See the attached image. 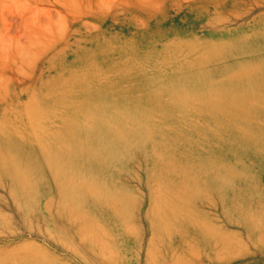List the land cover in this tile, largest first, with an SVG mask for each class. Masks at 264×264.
I'll list each match as a JSON object with an SVG mask.
<instances>
[{
    "label": "rangeland",
    "instance_id": "374dc122",
    "mask_svg": "<svg viewBox=\"0 0 264 264\" xmlns=\"http://www.w3.org/2000/svg\"><path fill=\"white\" fill-rule=\"evenodd\" d=\"M230 42L232 45L226 46ZM212 52L217 57L211 56ZM263 66L264 0H0V153L8 161L17 159L20 172L39 185L37 197L25 198L20 193L15 201L9 179L2 175L0 264H160L145 258L147 232L132 207L143 198L147 200L145 174L152 178L150 186L163 193L164 178L159 179V168L149 164L144 174L147 165L142 164V158L148 155V148L145 153L131 145L124 154L122 144H118L114 156L102 150L100 155L109 163L101 169L63 158L64 169L59 175L66 184L60 181L59 185L47 167L46 157L64 154L62 141L79 147L94 143L91 138L73 139L68 122L77 120L83 126L86 122L95 123V114H85L78 106L79 100L85 95L93 96L101 82L116 83L118 71L148 77L157 88L179 80L181 91L176 98L188 100L189 105L200 93L207 96L217 92L229 79L253 86L252 79L263 78L257 77V73L263 74ZM195 72H203L205 80H215L214 84L208 89L201 87L204 91L197 90ZM157 88H130V92L138 94L134 96V105L149 109ZM249 93L253 94L252 90L248 89ZM161 96L160 103L167 105L171 113L176 112L177 105L163 102L172 97L170 91ZM159 109L155 106L152 112ZM25 110L34 114L28 121ZM125 121L129 118L118 117L114 125ZM163 121L160 134L149 124L146 138L168 136L166 130L171 123L168 117ZM38 126L50 133L47 139L52 147L45 154L34 146L31 130ZM14 129L22 132L21 139ZM227 139L230 137L225 131L198 159L214 154V163L224 165L228 172H252L254 187L248 190L264 202V163L252 160L264 149V142L249 139L248 145H238L244 139L238 136L237 142L227 145ZM15 141V146H11ZM107 142L109 147L113 144L110 138ZM168 154L164 152L163 157ZM187 162L184 172L190 170V160ZM204 168L191 178L198 187ZM78 181L89 185L100 182L106 198L133 203L124 207L122 216L115 220L110 209L90 204L85 207L75 200L71 192ZM46 200L50 201L47 208ZM146 207L147 204L143 205V209ZM76 213L85 220L72 221L71 214ZM200 213L211 216L214 210L204 209ZM92 223L99 224L103 232L92 237L75 234L79 227ZM127 223L137 231L123 238L116 231ZM241 230L235 235L239 242H232L213 257L202 255L201 249L194 247V252L178 254L173 260L167 258L162 264H264V240L248 238ZM226 231L234 233L235 227ZM138 252L142 254L137 258Z\"/></svg>",
    "mask_w": 264,
    "mask_h": 264
},
{
    "label": "bare ground",
    "instance_id": "6f19581e",
    "mask_svg": "<svg viewBox=\"0 0 264 264\" xmlns=\"http://www.w3.org/2000/svg\"><path fill=\"white\" fill-rule=\"evenodd\" d=\"M227 45L232 44L230 42ZM225 50L221 49L220 51ZM212 55L217 57L216 52H212ZM262 71L263 74L260 75L262 72L257 73V77L262 76L263 78L259 80L251 78L250 83L253 86L242 80L233 83L234 79H229L225 84H222V88L217 92L207 96L200 93L201 95L195 96V100H191L189 105H187L188 100L179 101L176 98L177 93L181 91L179 80L168 81L157 88L155 82L150 81L148 77L139 76L134 72L123 74L118 71L116 83L110 82L108 84L106 82L104 84L101 82L93 96L85 95L79 100L78 106L85 114L87 112L95 114V123L86 122L88 124L83 126L77 120L68 122L67 127L74 135L71 136L73 139L86 140L91 138L94 146L92 144L88 147H79L74 146L70 141L68 143L62 141L63 147L66 148L65 153L46 157L47 167L50 168L57 185L61 182L66 184L59 175L64 169V164L61 162L63 158L67 162L73 163L78 160L81 165L86 164L101 169L109 163L106 158L100 155L102 150H107L108 155L114 156L118 144H122L124 154L129 152L131 145L137 146L136 149L138 150L142 148L145 153L146 148H148V155L142 158L143 162L141 161L142 164L147 165L144 174L147 173L149 164L158 167L160 171L159 179L164 178L163 193L154 190V187L150 186L152 178L148 174H145L143 180L146 184L147 200L143 198L134 205L128 199L115 201L112 198H106L104 188L100 185V182L89 185V183L78 181L75 190L71 192V195L76 197L75 200L84 204L85 207L90 204V206L99 205L105 210L110 209V214L115 220L122 216L124 207L131 203L133 211L137 212V217H139L147 232H144V234L146 233L144 235L146 240L144 255L148 262L162 264L163 260L167 258L173 260L178 254L187 253L189 250H193L194 247L200 248L202 255L208 258L213 257L218 251L228 248L232 242L233 244L237 242L238 239L235 238V235H239V229H242L241 232L245 231L248 238L255 236L256 239L264 240V202H261L263 198L257 196L252 190H248L254 187L251 185L252 179L250 178V174L253 173H248L247 170L228 172L229 170L226 171L224 165L219 167L214 163V154H210L207 158L198 159L206 147L215 145L218 137L225 131L228 132L230 137V140L227 139V145L237 142L238 136L244 138L242 142L236 143L238 145H244L249 139L264 142V102H262L264 101V66ZM195 76L197 77L196 86H198L197 90L199 91H204L201 87L208 89L214 84L215 80H205L206 77L204 78L203 72H195ZM199 76L201 77L198 78ZM235 81L237 80L235 79ZM133 87L134 90L135 88H143L144 90L146 88H157L154 96H152L153 103H150L149 109H138L134 105V96H138V94L130 92V88ZM248 89L252 90L254 95L247 94ZM166 91H170L172 97L165 99L163 102L174 103L169 106L177 105L176 112L171 113L168 111L167 105L160 103V99H163L161 95ZM152 104L153 106H151ZM155 106L160 107L157 113L152 112V108ZM23 109H26V107ZM30 110L29 112L25 110L28 112L25 116L26 121L30 120L31 115H34L30 113ZM34 111L31 112L34 113ZM20 113L22 114V112ZM123 116L129 118V121L114 125V121ZM132 116H134V119L130 120ZM165 117H168L171 123L166 130L168 136H164L162 139H157L158 137L154 139L146 138L145 133L149 131V124H152V129L160 134ZM22 118L24 117L22 116ZM31 118L33 119V117ZM103 119L106 121L104 122ZM30 123L31 121L28 126L31 128L33 121ZM209 124H212V126ZM25 126L24 129H26ZM14 132H16L18 139L23 137L22 132L17 131V129H14ZM31 132L34 138V146L40 152L47 153L49 148L52 147L51 142L47 139V135H50V133L41 129V127L35 128ZM107 138L113 141L111 148ZM181 143H185L187 146L184 147ZM15 144L16 141L11 146H15ZM245 145H248V143ZM164 152L169 153L168 156L163 157ZM255 154L257 153L255 152ZM188 160H190V166L188 167L190 170L187 169L188 172H184ZM252 160H255L257 164L264 163V149H261ZM18 165L20 164H17V159L8 161L0 153V183L2 175L9 179L10 193L15 201H17L20 193L25 198L33 195L37 197L39 185L28 174L21 173L17 168ZM138 167L142 172L143 167L139 163ZM201 167L205 168L203 169L204 173L199 176L198 182L201 186L198 187L191 178L201 170ZM242 169L244 168L242 167ZM198 201L199 203H196ZM49 203L50 201L46 200L44 207L47 208ZM145 204H147V207L143 209ZM22 208L21 210H23ZM199 208L206 211L209 209L214 210V215L202 214ZM76 211L78 212V210ZM71 215L72 221L79 220L83 222L85 220L83 215L81 217L78 213ZM128 223L117 228L116 232L119 236L124 238L136 234V227ZM229 227H235L234 233L226 231V228ZM101 232L103 230L100 225L92 223L88 226L79 227L75 234L81 233L82 236L92 237V235ZM100 238L103 237L100 236ZM103 243L100 244L102 247L105 246V243L104 245ZM141 254L142 252H138L135 256L138 258ZM196 261L198 262L197 258Z\"/></svg>",
    "mask_w": 264,
    "mask_h": 264
}]
</instances>
